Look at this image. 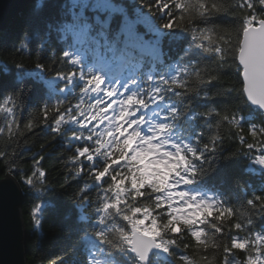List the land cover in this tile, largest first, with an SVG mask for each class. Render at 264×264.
<instances>
[{
    "label": "trees",
    "instance_id": "trees-1",
    "mask_svg": "<svg viewBox=\"0 0 264 264\" xmlns=\"http://www.w3.org/2000/svg\"><path fill=\"white\" fill-rule=\"evenodd\" d=\"M107 1L35 0L0 31V176L24 192L28 264H264V113L247 100L238 62L264 2L181 0V11L174 0ZM137 13L149 46L119 68L97 66L77 43L121 46L120 25ZM147 118L155 150L170 148L152 176L132 152ZM37 170L46 178L33 179ZM170 188L202 203L179 215ZM141 209L167 254L147 263L130 244Z\"/></svg>",
    "mask_w": 264,
    "mask_h": 264
},
{
    "label": "water",
    "instance_id": "water-1",
    "mask_svg": "<svg viewBox=\"0 0 264 264\" xmlns=\"http://www.w3.org/2000/svg\"><path fill=\"white\" fill-rule=\"evenodd\" d=\"M35 0H0V31L5 30L11 19L18 16L29 3ZM261 25L253 28V24L246 27L243 31L240 50L238 53V62L242 68V79L244 83V92L247 100L258 107L264 113V107L259 101H264V97L253 96L249 92L248 76L245 74L248 70L252 48L250 46V32H264V19L260 20ZM257 57L256 70L264 76V42L257 45L255 49ZM24 192L20 182L12 173H7L4 177L0 176V264H28L27 261V228L23 214L22 206L24 204ZM139 228L131 232V247L142 263H147L153 254H167L162 250L158 240L153 236V246L148 251L134 245L137 239Z\"/></svg>",
    "mask_w": 264,
    "mask_h": 264
},
{
    "label": "snow or ice",
    "instance_id": "snow-or-ice-1",
    "mask_svg": "<svg viewBox=\"0 0 264 264\" xmlns=\"http://www.w3.org/2000/svg\"><path fill=\"white\" fill-rule=\"evenodd\" d=\"M166 0H159V5H163L165 4ZM174 2L176 3H180L181 5V11L184 10L185 7H187L186 4L181 3V0H174ZM262 2H264V0H262ZM171 5H169L170 7ZM165 11H167V8L164 9ZM216 11H222L223 9L221 7H216L215 8ZM206 14V10H202L200 12V15H204ZM183 16L181 15L179 17L180 20H183ZM141 19L137 13L136 16H134L133 18H129V17H125L120 25V30L124 35V43L121 46H114V45H108L107 43H105L104 45H101L99 43H95V46H92V44H88L86 41L80 40L77 41V43L80 46H84V50L88 52V54L94 59L95 63L97 64V66L99 67H106L109 70H111L112 68H119L121 66L122 63L126 62V61H130L132 59H134L137 55V53H141L144 51V49H146L149 46V42L147 40L144 39V37L142 35H140L137 31L138 29V25L141 23ZM177 23L176 19H172L170 24H166L164 25V27L166 28H171L173 27L175 24ZM253 28H256L257 26L261 25V21L260 20H253ZM250 32V46L253 50L252 55L250 57V61H249V66H248V70L246 71V75L248 76V84H249V92L253 95V96H261L264 97V76H262L257 70H256V63H257V57L255 54V49L257 47V45L261 42H264V32L261 31H253L252 29L249 30ZM87 45V46H85ZM91 84L93 87H95L96 85H101L103 86V80L100 76H96L94 79H92ZM109 95H112L111 93H109ZM261 106L264 107V101H259ZM111 103V100L106 101L102 107L107 108V104ZM139 103L143 104L144 101H139ZM115 110V106H113V108H109L105 113L104 116L108 115V112H112ZM47 111V109L45 110ZM93 115H95V111H93ZM89 119H91V117H89ZM92 123H96V121H92ZM122 123V120H121ZM125 127H127V125H125ZM131 131V130H129ZM124 132V128L121 127L119 129V132H115L114 135L116 136H120V133ZM252 134L253 135H257V133L255 132V130H252ZM127 135V134H125ZM121 140H124V136L120 137ZM129 143H131V141H129ZM120 155H123V153H121ZM132 155L131 152L128 153V156L130 157ZM82 159V158H81ZM93 159H95L93 157ZM119 157L115 154V152H113L112 156H111V160H118ZM73 161L76 162V158H73ZM127 161V157H125V159L123 160H119V164H123L126 163ZM119 164L117 165H109L110 171L112 175H115V171L114 169L116 167H119ZM83 165L80 167H77L75 169L76 172L81 173L83 170ZM43 170H37L35 171V176L33 177V179H36V177L40 176V172ZM44 175L43 177H41L42 179L46 178V171H43ZM95 178L99 179V180H104L105 179V174L102 171H97L94 173ZM123 175V173L121 174V176ZM121 176H117L116 179L120 180ZM27 182V181H26ZM141 191H144V189H141ZM105 207H109V205H105ZM111 207H116V205H111ZM163 208H167L168 205L167 204H163L162 205ZM192 209H188V211H191ZM151 211V210H150ZM157 211H160V209H157ZM39 212V205L33 209V216H37ZM142 212L143 210L141 209L139 212L136 213V216L139 217L141 223L139 225V231L137 232V239H135L134 241V245L144 249L146 251H148V254L150 255V249L153 246V242H152V237L155 235L157 237V239L159 238V234L154 233L151 230H145V226L151 223V218H149V220L144 221L143 220V216H142ZM155 214V213H154ZM169 215L171 216L172 214L169 213ZM134 217L130 216L129 219H133ZM201 219H203V217H201ZM35 224L37 226H39V219H36ZM172 227H175V222H173ZM201 236L203 235L202 233L200 234ZM157 247H159L160 245H156Z\"/></svg>",
    "mask_w": 264,
    "mask_h": 264
},
{
    "label": "rangeland",
    "instance_id": "rangeland-1",
    "mask_svg": "<svg viewBox=\"0 0 264 264\" xmlns=\"http://www.w3.org/2000/svg\"><path fill=\"white\" fill-rule=\"evenodd\" d=\"M105 2L108 3L107 0H105ZM41 75L43 76L44 74L41 73ZM144 123H145V128L148 130L149 136L147 139H141L140 137H135L133 140L134 146L132 148V152L135 157L139 159L143 158V160L141 161L143 171L149 176H152L155 171L156 166H161L165 164L164 160L167 157L166 152L170 148L161 147L155 150V145L154 143H152L153 140L152 141L149 140L152 137L153 132L155 131L154 121L152 119L147 118L145 119ZM149 144L152 145L151 148H148ZM168 193L173 200L181 202V205H178V204L173 205L174 211L178 213L179 215L182 214L183 207H187L188 209H192L193 207L198 208L200 204L202 203L201 194H199L198 192L192 191V190H183V189L174 190L170 188ZM22 209H23V206H22ZM228 264H234V263L230 261Z\"/></svg>",
    "mask_w": 264,
    "mask_h": 264
}]
</instances>
